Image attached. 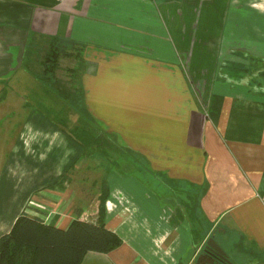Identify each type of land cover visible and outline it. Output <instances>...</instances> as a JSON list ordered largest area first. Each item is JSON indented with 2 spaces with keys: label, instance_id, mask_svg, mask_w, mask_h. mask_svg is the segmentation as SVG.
Wrapping results in <instances>:
<instances>
[{
  "label": "crops",
  "instance_id": "obj_1",
  "mask_svg": "<svg viewBox=\"0 0 264 264\" xmlns=\"http://www.w3.org/2000/svg\"><path fill=\"white\" fill-rule=\"evenodd\" d=\"M239 1L264 20V0ZM210 2V14L230 13V3ZM157 5L0 0V92L10 83L4 101L15 97L9 109L22 112L21 121L1 128L0 238L22 215L64 230L79 218L97 223L107 182L106 225L123 243L88 253L81 264H223L205 252L211 238L230 264H264V55L236 40L204 38L181 45L183 53L198 48L188 61L173 50L159 56L142 37L158 19ZM204 22L198 30L223 29V22ZM133 23L138 41L122 43ZM54 42L80 50L73 88L93 125L121 151L108 157L119 159L123 173L104 172L96 194L76 184L84 168L94 173L83 166L77 130H63L20 97L36 84L53 91L43 64ZM141 169L168 184L146 187Z\"/></svg>",
  "mask_w": 264,
  "mask_h": 264
},
{
  "label": "rangeland",
  "instance_id": "obj_2",
  "mask_svg": "<svg viewBox=\"0 0 264 264\" xmlns=\"http://www.w3.org/2000/svg\"><path fill=\"white\" fill-rule=\"evenodd\" d=\"M172 1L174 6L171 4ZM220 1L221 4L223 1L225 4H231L229 14L225 16L210 14V10L208 9V7L212 5L210 0H206L205 3L203 0H168L165 1L166 3H164V0H157V13L153 12V14L156 16L158 15V19L155 21L153 19L151 32H142V37L145 41H148V43H152V49L154 48L159 56L165 55L166 51L170 54V51L173 50L175 56L181 57L187 61L190 60L191 57H196L198 55V48H194L193 52V47H188L186 52L183 53L181 45L191 46L196 40L199 44L204 38L215 40L220 38L227 43H229L230 40H236L240 42L243 49L245 48L250 54L253 53L255 56L264 55V20L254 15L251 11L246 10V4L244 5L239 0L237 1V5L240 7V11L238 12H236L235 9L232 10L234 7V0ZM162 4H167V6H160ZM159 6L161 7L160 11L158 8ZM202 18L203 23H205L204 20L212 24L223 22V29L221 31L215 30L214 32L198 30V24L202 21ZM235 25H239L240 27L235 28ZM126 27L127 29L124 32L125 35L122 38V43L130 42L129 44H131L134 41H138L137 39L132 41V39L137 36L136 24H128ZM79 51L80 50L77 49L76 52H71L72 56H69L61 62L60 71L57 73L54 80H50L49 83L47 82L53 91L48 90L47 87L42 88L41 86H39L37 90L36 84L35 89L30 91L35 93H24L25 95H20V97L25 98L31 108L39 109L40 112L44 113L46 118L54 119L63 130L72 133L76 130L79 131L77 132L79 138L88 144L84 149L85 156L83 157V160L87 158V163L83 166H92L94 173H91L90 170L87 169L89 173L84 174L86 172L84 168L83 171L79 172L76 184L79 188H85L86 192L92 195L101 190L99 187L100 185L102 187L100 182L102 181V177L105 178L104 172L111 171V173L117 174L118 172L123 173V169H119V159H116V157H108L117 156V154L121 152L114 141L116 139L103 129H100L99 126H94L89 117L87 120L84 119L82 121L81 119L80 122L79 114L84 113L83 95L82 92L79 93L78 90L73 88L77 83V75L79 73V68L76 66L80 67V65L77 64V61L81 59ZM9 84L4 85L6 87L5 90L0 92V103H2L0 105V134H2V127L22 120V112L17 113L16 110L12 108L9 109V106L16 101L15 97L9 96V100L6 102L4 101L6 93L10 89ZM58 87L62 88L64 94H59ZM37 92H40L39 96ZM71 102H73V105ZM76 107L79 110H77ZM96 127L98 128L97 131ZM92 147L96 150H93L94 148ZM81 166L79 165V167ZM137 177L141 179L146 187L150 185V189H153L154 183L168 184L164 177L162 181H156L153 176L147 175L143 169L138 171ZM147 179H149V182ZM162 193L165 194L166 192L164 193V191H161L159 194ZM174 193L178 195L185 194L183 190H177L174 191ZM218 261L224 264L223 261Z\"/></svg>",
  "mask_w": 264,
  "mask_h": 264
},
{
  "label": "trees",
  "instance_id": "obj_3",
  "mask_svg": "<svg viewBox=\"0 0 264 264\" xmlns=\"http://www.w3.org/2000/svg\"><path fill=\"white\" fill-rule=\"evenodd\" d=\"M54 43L43 64L48 82L56 77L60 60L72 56L71 52L78 49L68 44L62 43L63 46H60ZM58 92L64 94L60 87ZM79 115L80 119L87 120L89 114L84 109V113ZM82 143L85 148L88 146L84 141ZM109 197L108 186L104 183L98 222L79 218L66 230L45 225L38 218L22 215L12 231L0 238V264H81L88 253L108 254L116 250L123 242L106 225V202Z\"/></svg>",
  "mask_w": 264,
  "mask_h": 264
},
{
  "label": "water",
  "instance_id": "obj_4",
  "mask_svg": "<svg viewBox=\"0 0 264 264\" xmlns=\"http://www.w3.org/2000/svg\"><path fill=\"white\" fill-rule=\"evenodd\" d=\"M205 252H208L209 254H211L213 256V258L215 259H220L224 262H229L227 255L225 254V252L223 251V249L219 246V244L213 239L211 238L205 247Z\"/></svg>",
  "mask_w": 264,
  "mask_h": 264
}]
</instances>
